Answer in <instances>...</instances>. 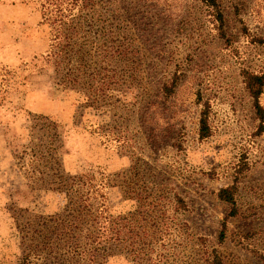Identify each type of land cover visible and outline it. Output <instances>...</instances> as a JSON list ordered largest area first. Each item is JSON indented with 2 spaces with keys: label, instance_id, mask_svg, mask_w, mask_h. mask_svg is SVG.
Wrapping results in <instances>:
<instances>
[{
  "label": "rangeland",
  "instance_id": "1",
  "mask_svg": "<svg viewBox=\"0 0 264 264\" xmlns=\"http://www.w3.org/2000/svg\"><path fill=\"white\" fill-rule=\"evenodd\" d=\"M87 2L72 10L71 46L85 55L70 64L104 83L94 106L58 82L66 62L47 56L55 26L46 0H0V264H22L32 236L37 257L26 264H71L69 241L56 236L69 240L71 227L51 220L71 219L66 196L29 192L19 169L22 152L39 144L53 150L49 164L61 175L88 176L116 219L119 242L99 264H205L211 254L264 264V120L249 93L251 77L264 76V0ZM161 86L164 104L155 97ZM204 101L209 136L199 141ZM145 102L154 104L149 126ZM258 104L264 110V81ZM38 115L57 126L55 143L38 130L46 122L31 119ZM232 184L235 215L227 217L216 192ZM33 216L42 218L36 237ZM55 244V253L43 249Z\"/></svg>",
  "mask_w": 264,
  "mask_h": 264
},
{
  "label": "trees",
  "instance_id": "2",
  "mask_svg": "<svg viewBox=\"0 0 264 264\" xmlns=\"http://www.w3.org/2000/svg\"><path fill=\"white\" fill-rule=\"evenodd\" d=\"M198 1L206 7L216 5V0ZM46 2L52 8L50 12H48V15L51 17L52 25L55 26L47 56L52 59L55 66H58L64 61L66 62L63 67L64 72L61 73V78L58 82L65 89L83 91L89 100V105L94 106L98 102V97H101L100 94L104 95V92L107 91L103 88L104 83H100L98 86H95L92 83L95 76L86 75L83 66L79 69L78 67H73L70 64L72 54H76L79 61H82L85 55V52L81 49L73 50L71 46V39L75 35V29L71 24L73 20L72 10L75 6L80 8L82 7L83 9L84 6H87L88 2L87 0H46ZM218 21H220V18H218ZM100 50L102 49L98 47V51ZM107 58H109V56L106 50L100 51L99 59H102L101 62H105ZM263 81L264 76H252L250 82L251 89H249V93L253 99L254 113L260 124H262V121L264 120V110H262L258 104V96L260 94V87L262 86ZM169 95V90H167L164 86H161L155 97H159L162 101L161 104H164ZM197 97L201 99L199 95H197ZM201 103L203 109L199 113L197 128V139L199 141L204 140L209 136V125L207 124L206 116L208 106L206 101ZM152 105L154 104L151 102H145L139 110L142 124L148 125V122L145 119L148 118L147 114L149 107ZM38 118L39 120L46 122V125L40 126L38 130H45L47 133L46 137H49V142L51 144L55 143L58 137L56 132L57 126L53 122L46 121V116L38 115L37 117L33 116L31 119L37 120ZM32 127H36V124L32 125ZM32 127L29 126V138H32V134H30L32 132ZM145 127V133L147 134L148 139H152L154 137L152 135V130L147 126ZM35 147L38 149L40 148L41 150L34 151L33 148H31L28 151H23V155L18 157V163H20L19 169L22 171L23 177L28 184L29 192H33L35 188H38L52 192H61L66 196L68 202L63 211L68 209L69 211L71 210V215H69L71 219H69L66 224L60 219V215L51 218V220H55V222H57L55 227L60 226L61 223L67 228L71 227V236L67 238L69 240H65V236L59 232L56 236H58L60 241L63 243L69 241L67 242L69 243L68 250L65 254L68 255L69 260H71V264H99L98 261L109 253L111 245H115L119 242V233L116 228L117 221L107 214L104 196L102 194H98L97 190L89 184L90 181L87 178L88 176L82 174L63 176L58 172V169L50 166L49 160L53 159V150L42 144L35 145L34 148ZM24 157H27V162H24ZM41 162H43L44 165L40 164ZM55 164L56 163H54V165ZM40 167L44 170H40ZM35 174L39 175V177L34 178ZM86 188H88V191ZM82 189H86V191L82 192ZM235 189V185L232 184L230 186L220 188L216 192L217 200L224 202L229 206L227 217L235 215ZM41 219L42 218L39 216H33L32 234L35 235V237L38 236L39 229L42 231L41 225L39 224ZM66 231L69 232V230ZM224 231L225 221L221 223V229L218 234L219 241L223 239ZM28 245L29 250L27 251V254L20 259L22 264L27 263L26 261L30 256V253L34 255V258L37 257V254L35 253L38 251L37 247L39 246V241L32 236ZM57 245L58 244L48 246V248L45 246L43 249H48L50 253H55L58 249L56 248ZM205 262V264H223L221 259L215 254L209 255L205 259ZM59 263L62 264V262Z\"/></svg>",
  "mask_w": 264,
  "mask_h": 264
},
{
  "label": "crops",
  "instance_id": "3",
  "mask_svg": "<svg viewBox=\"0 0 264 264\" xmlns=\"http://www.w3.org/2000/svg\"><path fill=\"white\" fill-rule=\"evenodd\" d=\"M0 138H1V136H0ZM1 147H3V145H2V146H0V148H1ZM1 149H2V148H1ZM1 149H0V150H1Z\"/></svg>",
  "mask_w": 264,
  "mask_h": 264
}]
</instances>
